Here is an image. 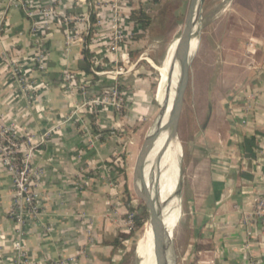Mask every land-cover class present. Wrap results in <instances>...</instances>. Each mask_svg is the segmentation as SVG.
<instances>
[{
	"label": "crops",
	"instance_id": "0c3cea01",
	"mask_svg": "<svg viewBox=\"0 0 264 264\" xmlns=\"http://www.w3.org/2000/svg\"><path fill=\"white\" fill-rule=\"evenodd\" d=\"M160 1L0 0V124L31 137L32 166L40 171L35 179L39 214L23 226L26 264H123L124 205L112 185L111 162L120 152L123 130L114 107L91 100H102L106 89L118 83L127 86L140 79L142 58L121 59L143 40L133 36L143 30L128 15L140 7L151 11ZM21 2L54 13L30 17ZM92 13L96 22L88 45L101 68L95 77L80 68ZM114 18L128 36L117 51L109 48ZM255 26L220 47L219 95L217 87V92L208 88L216 101L204 100L202 133L190 153L184 149L185 170L192 156L207 163L197 184L184 182L185 195L190 194L185 197L190 228L186 264H264V217L251 216L264 189V25ZM68 31L72 39L67 43ZM14 62L21 80L11 73ZM66 71L78 88L66 83ZM199 100L194 96L196 105ZM214 110L219 122L212 117ZM156 148L139 171L142 148L137 154L134 194L138 176L146 183L153 177ZM11 202V181L0 161V264H11L14 256L19 226L9 217ZM196 243L206 247L196 251Z\"/></svg>",
	"mask_w": 264,
	"mask_h": 264
},
{
	"label": "rangeland",
	"instance_id": "374dc122",
	"mask_svg": "<svg viewBox=\"0 0 264 264\" xmlns=\"http://www.w3.org/2000/svg\"><path fill=\"white\" fill-rule=\"evenodd\" d=\"M190 0H161L151 11H147L153 18L151 26L143 35L140 47L132 49L139 52L129 54L128 58H142L139 68V80L136 83H128L127 86L117 84L121 87L120 97L116 100L118 104L109 103L115 109L117 120L121 121L122 129L120 152L111 158L114 163L115 177L113 187L118 189L117 197L122 207L121 215L124 219L123 229L126 240V252L123 264H144L145 231L148 227L147 220L140 228H135L132 220L133 212L130 213L125 207V202L130 201L133 207L142 206L140 200H144L132 189L133 167L137 154L141 150L150 129L155 121L162 116V106L155 99V91L160 81V71L163 68L168 46L177 40L183 30L185 17ZM263 0H206L200 24V41L194 37L190 47V56L195 52L192 61V78L189 89L184 117L181 123L180 141L182 155L180 157V171L173 163V171L181 178V194L179 200L178 216L174 226L168 229L170 234L163 240L164 256L171 257V264H186V250L190 244L189 217L186 214L189 201L186 200L184 182L197 184V181L206 174V161L201 157H189L185 170L184 162L186 155L183 150L191 152L193 143L202 133L203 120L207 113L205 101L208 103L216 101L214 94L207 92L208 88L217 87L219 95V49L222 44H230L236 38L235 33L241 30L253 31L252 25L262 27L264 25ZM224 33L226 38H224ZM248 41V37L244 42ZM243 42V43H244ZM244 43V44H245ZM129 65V64H128ZM211 82H208V81ZM209 83V84H208ZM109 90L106 89V93ZM198 92V94H197ZM105 93V94H106ZM200 100L195 104L194 96ZM216 109H219L216 106ZM214 110L212 117L219 122V114ZM121 133V134H122ZM119 138V137H118ZM180 156L179 145L174 141L173 152ZM148 157V155H147ZM146 157V160H147ZM176 166V167H175ZM152 174V171L150 172ZM152 177L147 182V190L152 186ZM196 182H193V180ZM128 190V195L125 192ZM165 219L167 213H165ZM148 215V213H147ZM143 260V261H142Z\"/></svg>",
	"mask_w": 264,
	"mask_h": 264
},
{
	"label": "built area",
	"instance_id": "2783aa9c",
	"mask_svg": "<svg viewBox=\"0 0 264 264\" xmlns=\"http://www.w3.org/2000/svg\"><path fill=\"white\" fill-rule=\"evenodd\" d=\"M26 13L30 17L37 15L49 16L54 13L52 9L48 8H31L26 3L21 2ZM117 16V15H116ZM83 20L86 16L81 17ZM64 20L68 19L64 17ZM72 35L70 31L66 32V41L70 42ZM127 34L117 24L116 19H113L112 33L110 36L109 48L112 51H117L119 47L127 41ZM123 63H128V54L125 52L121 54ZM14 62L12 64V75L19 77V69ZM39 67H44L42 60H40ZM96 73V72H95ZM63 78L69 86L78 88L72 84V76L70 71L63 74ZM81 88V87H80ZM117 86L111 87L104 95L102 100H91L93 103H112L118 104L116 100H122ZM35 145L31 142L30 136H22L17 129L12 125L0 124V161L5 167V170L10 178L12 186V205L9 211V217L19 226L15 233V238L12 243L13 261L11 264H26L24 256V248L22 245L23 226L27 218L35 219L38 217L39 208L37 205L38 192L35 189L37 175L39 170L32 166L33 153ZM251 216L264 217V189L259 197L255 200Z\"/></svg>",
	"mask_w": 264,
	"mask_h": 264
},
{
	"label": "bare ground",
	"instance_id": "6f19581e",
	"mask_svg": "<svg viewBox=\"0 0 264 264\" xmlns=\"http://www.w3.org/2000/svg\"><path fill=\"white\" fill-rule=\"evenodd\" d=\"M194 37L195 35L191 40V44L193 42ZM177 43L178 41L174 40L167 48L165 62L162 70L160 71V75H159L160 81L157 86L156 99L157 102L162 107L165 108V110L162 112V116L155 121L148 136L146 137V140L143 144L144 147L146 143V148L143 151V147H142L140 157L138 158L137 166H136L137 170L139 171L141 166H143V164L145 163L147 155H149L151 150L154 148L155 144H157V148L154 150L153 153L154 159H153V177L151 182L152 186L150 187V190H147V183L144 181L142 176H138L134 184L135 192L139 196H142L144 200H147L151 193L155 180L157 178L158 171L161 169L162 172L164 168L166 169L169 166L168 171L166 170L165 173H163V177L161 181V193H162L161 202H164L167 199V204L162 210L163 225L167 230L170 227L174 226L176 220L178 219L177 216H178V208H179V200H180L179 198L181 194V178L179 175H177L176 172L173 171V161L171 160L174 141H176L177 143L178 141L172 140L169 143L170 121L168 120V114L174 96V89L177 80L178 66L175 61V51H176ZM169 170L171 171V174H170V178L169 177L167 178L168 174L170 173ZM138 173H139L138 175H140V172ZM164 212L167 213L166 219ZM146 240H147V244H146ZM146 246L148 248L147 250H146ZM143 253H144V259H143L144 264H148L149 260H151V262L154 264V259L152 254L151 231L149 227H147L145 231V247ZM160 256L165 257L163 252V243H162V248L160 250Z\"/></svg>",
	"mask_w": 264,
	"mask_h": 264
},
{
	"label": "water",
	"instance_id": "95a60500",
	"mask_svg": "<svg viewBox=\"0 0 264 264\" xmlns=\"http://www.w3.org/2000/svg\"><path fill=\"white\" fill-rule=\"evenodd\" d=\"M206 0H190L186 12L185 23L183 30L177 39V47L175 51V61L178 66L177 71V80L176 86L174 89V96L172 99L170 111L168 114L169 123V143L172 140H177L180 147V154L182 155V146L180 141V130L181 123L184 117L186 98L191 87V78H192V65L191 61L195 54L193 53L190 56V44L193 36H197L200 41V24H201V14L203 6ZM165 110L162 107L161 111ZM146 140V139H145ZM146 148V143L143 147V151ZM167 149V148H166ZM165 149V151H166ZM165 153V152H164ZM164 155V154H163ZM180 156L177 155V152L174 151L171 154V160L175 165H177L178 172L180 171ZM176 167V166H175ZM169 166L161 172V169L158 171L157 178L151 190V193L147 200H140L142 206L146 209L148 213V227L151 231V243H152V254L154 259V264H171V257L169 254L165 257L160 256V250L162 248V243L165 237L169 241V232L163 225V213L162 210L167 204V199L164 202H161V181L163 173L168 171ZM170 171V170H169ZM170 173L167 178H170ZM165 180V179H164ZM163 180V181H164ZM167 180V179H166ZM147 244V240H146ZM146 246V250H147ZM148 264H153L151 260L148 261Z\"/></svg>",
	"mask_w": 264,
	"mask_h": 264
},
{
	"label": "trees",
	"instance_id": "16d2710c",
	"mask_svg": "<svg viewBox=\"0 0 264 264\" xmlns=\"http://www.w3.org/2000/svg\"><path fill=\"white\" fill-rule=\"evenodd\" d=\"M128 20L131 21L132 23H134L135 25H140L141 26V28L143 30V34L133 35L134 37H137V38L143 37V35L145 34V32L148 31V28L151 26V24L153 22V18L149 15L148 12L143 10L141 7L130 10V13L128 15ZM94 22H96V18H95V16L92 13L89 16V30L86 33L85 37H84L85 47H84V50H83V54H84V56H83V64L81 65L80 68L85 73L92 74L95 77L96 76L95 72L100 70L101 68L99 66H96L94 64V62L92 61L93 53L90 51V48H89V45H88L89 41L91 39L90 37H91V35L93 34V31H94ZM137 52H139V49L135 50V51H129V54L132 55V54H135ZM118 90L120 91L121 87H118ZM110 132L113 133L115 131L110 130ZM185 155H186V151L183 150V156H185ZM125 192L128 195V190L127 189H125ZM186 195H187V197L190 196L189 193H187ZM125 207H126L128 212H130V213L133 212L132 220L134 221L135 228H140L144 224V222L147 220V217H148L146 209L143 206H141V205H139L137 207H133L130 204L129 200H127L125 202ZM122 237H124V236L122 235ZM205 247H206L205 245H202V244H199V243L195 244L196 251H198V250H200L202 248H205Z\"/></svg>",
	"mask_w": 264,
	"mask_h": 264
}]
</instances>
